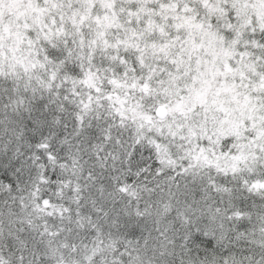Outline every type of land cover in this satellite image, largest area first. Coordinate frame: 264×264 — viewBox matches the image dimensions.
Returning <instances> with one entry per match:
<instances>
[{
  "label": "snow or ice",
  "instance_id": "snow-or-ice-1",
  "mask_svg": "<svg viewBox=\"0 0 264 264\" xmlns=\"http://www.w3.org/2000/svg\"><path fill=\"white\" fill-rule=\"evenodd\" d=\"M0 264H264V0H0Z\"/></svg>",
  "mask_w": 264,
  "mask_h": 264
}]
</instances>
